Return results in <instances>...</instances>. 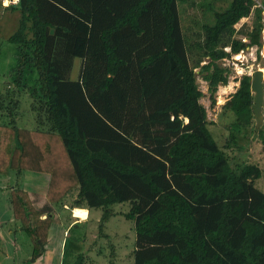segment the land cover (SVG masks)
I'll return each mask as SVG.
<instances>
[{"label": "trees", "instance_id": "trees-1", "mask_svg": "<svg viewBox=\"0 0 264 264\" xmlns=\"http://www.w3.org/2000/svg\"><path fill=\"white\" fill-rule=\"evenodd\" d=\"M245 1L212 11L213 22L189 36L178 10L186 0L5 7L19 20L7 39L17 47L10 73L16 92L0 102V177L17 179L8 199L33 259L48 243L49 204L100 209L99 236L106 237L112 206L127 202L121 214L134 222L132 264H264V193L254 186L264 173L256 164H229L234 158L208 129L195 75L197 68L205 73L212 95L228 83L218 61L260 46V9L246 42L235 38L234 26L251 13ZM203 6L212 10V3ZM250 81L241 77L221 112L226 126L253 124ZM29 113L34 121L18 124ZM257 136L264 143L262 127ZM26 171L49 176L42 208L20 185ZM72 264H86L85 254Z\"/></svg>", "mask_w": 264, "mask_h": 264}, {"label": "rangeland", "instance_id": "rangeland-1", "mask_svg": "<svg viewBox=\"0 0 264 264\" xmlns=\"http://www.w3.org/2000/svg\"><path fill=\"white\" fill-rule=\"evenodd\" d=\"M251 1L253 5L249 17L241 19L234 26L236 30L235 38L246 39L244 34L249 33L255 23L254 11L260 9V23L262 24L260 46H252L253 50L247 47L242 50V53H239L236 59L232 58V55H234L232 54L228 58L218 61L220 66L227 70L228 83L225 86H218L212 95L208 90L207 82L203 79L204 74L200 72V68L195 69V75L198 87L203 93L200 103L206 110L207 121L211 123L208 129L217 145L230 158H234L230 159L229 164L231 166L236 165V167L245 163L256 164L264 173V143L257 136V131L261 127L264 129V100L261 110L263 121L258 129H256L254 119L253 124L250 126L228 127L226 126L228 120L220 116L231 95L238 88L241 77L248 75L252 78L256 70L262 69L264 71V0ZM229 2L230 0H186L185 3H179V20L183 34L185 36L195 34L202 23H212V11L224 10ZM245 2L246 4L250 3L249 0ZM207 3H212V10H207V7L203 6ZM16 52V45L0 40L1 103L4 95L9 93L8 91L12 89L15 91L14 86L10 84V73L16 65ZM192 61L191 59V64ZM206 63L203 62L201 65ZM80 64V59L74 61L71 71L72 78H76L78 75ZM228 86L231 89L230 87L227 89ZM14 97L16 98L17 94ZM212 100L215 102L212 103ZM5 104H7V100L4 101ZM236 128L240 130L237 131ZM16 181L17 179L12 176L0 177V219H2V231L5 233L0 241V264H72L75 256L80 253L85 254L86 264H110L111 261H114V264H132V252L135 248L136 239L134 222L125 219L121 214L129 210V203L127 202L112 206L115 214L111 216L105 225L103 233L107 235L106 237L99 236L100 231L98 230V220L102 212L100 209H92L90 210V218L87 221L73 228L71 227L66 236H63L61 228L60 235L54 234L48 242L44 254L37 259H33L29 238L13 219L9 220L12 212L6 190L9 184ZM254 186L264 193V175L255 181ZM57 215L61 218V215H68V211L59 210ZM71 215L79 219L87 218V212L82 209L71 210ZM112 254L113 257H111Z\"/></svg>", "mask_w": 264, "mask_h": 264}, {"label": "crops", "instance_id": "crops-1", "mask_svg": "<svg viewBox=\"0 0 264 264\" xmlns=\"http://www.w3.org/2000/svg\"><path fill=\"white\" fill-rule=\"evenodd\" d=\"M18 20H19L18 11L12 10L10 8H5V7H2L0 5V36L2 37L1 38L2 40L7 42V39L9 38V36L12 34L13 31H15L16 26L18 24ZM16 53H15V56H16ZM3 114H5V113H3ZM0 117H2V116H0ZM21 120H25L27 123L34 121L33 116L30 113L21 117L20 121H18V124H23V122H21ZM48 179H49L48 174L36 173V172H32V171H26L22 176V181L20 182L21 183L20 185L28 193L33 204H35L38 208H42L46 205L45 192H46L47 185H48ZM13 183L14 182L9 184L8 188L6 190L7 199L9 198V191H10L9 189L12 188ZM49 207L52 208V209H50L52 211H50V210H47V211L50 212V216L53 218V223H52V226H51V229L49 232L48 242H50V240L52 239L54 234L60 235L61 228H62L63 236H66L67 231L71 227L73 228L76 225H79V224L87 221L88 218H90V210L85 209V208H69L68 201L62 202L61 205H59V206L58 205L53 206V205L49 204ZM9 208H10V206H9ZM73 209L85 210L87 212V218L79 219V218L71 215V210H73ZM59 210L68 211V215H66V216L61 215V218H59L57 215ZM10 215L11 216H10L9 220L11 221V219H13L12 213H10ZM45 215H46V213L44 212L42 218H45ZM1 222H2V219H0V241H1V237H3L5 234L4 231H2ZM13 223H14V221H13ZM64 226H66V227L63 228ZM47 244H46V246H47ZM46 246H45V249H46Z\"/></svg>", "mask_w": 264, "mask_h": 264}, {"label": "water", "instance_id": "water-1", "mask_svg": "<svg viewBox=\"0 0 264 264\" xmlns=\"http://www.w3.org/2000/svg\"><path fill=\"white\" fill-rule=\"evenodd\" d=\"M263 84L264 83H263L262 71L256 70L250 81V91L254 95L253 105L251 106V109L253 111L254 120L256 121V129L260 127L263 121V115L261 113L263 100H264Z\"/></svg>", "mask_w": 264, "mask_h": 264}, {"label": "built area", "instance_id": "built-area-1", "mask_svg": "<svg viewBox=\"0 0 264 264\" xmlns=\"http://www.w3.org/2000/svg\"><path fill=\"white\" fill-rule=\"evenodd\" d=\"M20 1H21V0H18V3H13L12 0H8L7 5H5V0H0V5H1L2 7L17 6V5L20 3ZM240 38H241V37H240ZM241 41H242L243 43H245V42H246V39H245V38H241ZM250 50H253V48L250 47ZM225 51L229 52L230 49H229V48H225ZM240 52L242 53L243 51H240ZM240 52H239V53H240ZM239 53H238V54H234V55H232V58L236 59V58L239 56ZM263 83H264V81H263ZM263 85H264V84H263Z\"/></svg>", "mask_w": 264, "mask_h": 264}, {"label": "bare ground", "instance_id": "bare-ground-1", "mask_svg": "<svg viewBox=\"0 0 264 264\" xmlns=\"http://www.w3.org/2000/svg\"><path fill=\"white\" fill-rule=\"evenodd\" d=\"M260 71H262V77H263V81H264V71H263L262 69H260ZM229 87H230V86H228L227 89H229ZM230 89H231V87H230ZM226 91H228V90H226ZM223 93H224V92H223ZM225 93H226V92H225Z\"/></svg>", "mask_w": 264, "mask_h": 264}, {"label": "clouds", "instance_id": "clouds-1", "mask_svg": "<svg viewBox=\"0 0 264 264\" xmlns=\"http://www.w3.org/2000/svg\"><path fill=\"white\" fill-rule=\"evenodd\" d=\"M13 3H18V0H12ZM8 0H5V5H7Z\"/></svg>", "mask_w": 264, "mask_h": 264}]
</instances>
